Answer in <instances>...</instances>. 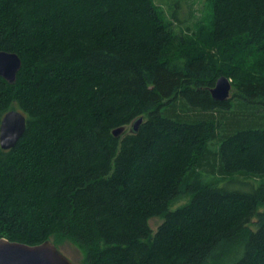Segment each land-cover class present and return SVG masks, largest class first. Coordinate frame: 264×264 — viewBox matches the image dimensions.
<instances>
[{"label":"trees","instance_id":"obj_1","mask_svg":"<svg viewBox=\"0 0 264 264\" xmlns=\"http://www.w3.org/2000/svg\"><path fill=\"white\" fill-rule=\"evenodd\" d=\"M154 1L0 0L21 59L0 121L26 119L0 147V238L67 240L81 264H264V0H206L195 28Z\"/></svg>","mask_w":264,"mask_h":264},{"label":"water","instance_id":"obj_2","mask_svg":"<svg viewBox=\"0 0 264 264\" xmlns=\"http://www.w3.org/2000/svg\"><path fill=\"white\" fill-rule=\"evenodd\" d=\"M21 68V59L17 54L0 50V77L7 83L13 84ZM232 91L231 80L219 76L215 85L209 90L210 96L217 102H224L230 98ZM143 117H139L130 126L131 131H137ZM26 130V119L18 110L7 112L0 121V147L10 150L23 136ZM125 127L112 131L115 137L120 136ZM0 264H74L50 240L38 245H27L9 242L0 238Z\"/></svg>","mask_w":264,"mask_h":264},{"label":"rangeland","instance_id":"obj_3","mask_svg":"<svg viewBox=\"0 0 264 264\" xmlns=\"http://www.w3.org/2000/svg\"><path fill=\"white\" fill-rule=\"evenodd\" d=\"M156 4L160 5L161 8L168 13L169 8L168 5L160 0H155ZM178 10V17L181 20V23L179 24L180 27H193L195 28L199 23L205 24V21L209 17V9L207 7V1L206 0H179V8ZM231 80V79H230ZM232 84V81H231ZM233 92H236V89L233 88ZM188 198H181L179 199L175 204L172 205L170 210L178 208L179 206H182L188 202ZM163 219L161 217H155L152 219H149V226L152 229L153 233L156 231L157 227L162 223ZM255 221V220H254ZM252 228H254L252 226ZM54 241V238L51 239ZM56 243V242H55ZM56 246L61 250V252L71 261H73L74 264H81L83 259V252L73 245L71 242L65 240L62 242H57Z\"/></svg>","mask_w":264,"mask_h":264}]
</instances>
